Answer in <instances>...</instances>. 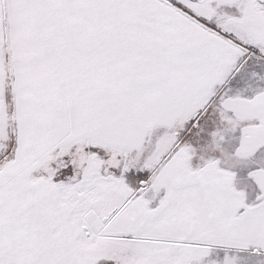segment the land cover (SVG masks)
<instances>
[{
    "label": "snow or ice",
    "instance_id": "6c2138e0",
    "mask_svg": "<svg viewBox=\"0 0 264 264\" xmlns=\"http://www.w3.org/2000/svg\"><path fill=\"white\" fill-rule=\"evenodd\" d=\"M0 264H264V0H0Z\"/></svg>",
    "mask_w": 264,
    "mask_h": 264
}]
</instances>
